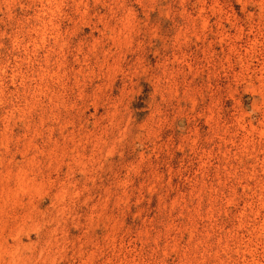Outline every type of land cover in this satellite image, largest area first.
I'll return each instance as SVG.
<instances>
[{
    "label": "rangeland",
    "instance_id": "1",
    "mask_svg": "<svg viewBox=\"0 0 264 264\" xmlns=\"http://www.w3.org/2000/svg\"><path fill=\"white\" fill-rule=\"evenodd\" d=\"M0 264H264V0H0Z\"/></svg>",
    "mask_w": 264,
    "mask_h": 264
}]
</instances>
